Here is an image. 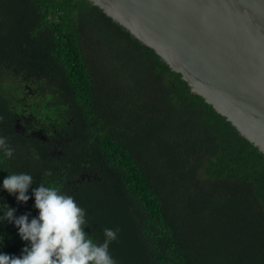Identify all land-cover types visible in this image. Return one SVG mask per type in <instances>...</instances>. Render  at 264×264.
I'll list each match as a JSON object with an SVG mask.
<instances>
[{
    "label": "trees",
    "instance_id": "16d2710c",
    "mask_svg": "<svg viewBox=\"0 0 264 264\" xmlns=\"http://www.w3.org/2000/svg\"><path fill=\"white\" fill-rule=\"evenodd\" d=\"M0 138V181L72 195L116 264H264V153L89 0H0Z\"/></svg>",
    "mask_w": 264,
    "mask_h": 264
},
{
    "label": "water",
    "instance_id": "95a60500",
    "mask_svg": "<svg viewBox=\"0 0 264 264\" xmlns=\"http://www.w3.org/2000/svg\"><path fill=\"white\" fill-rule=\"evenodd\" d=\"M264 153V0H89Z\"/></svg>",
    "mask_w": 264,
    "mask_h": 264
},
{
    "label": "clouds",
    "instance_id": "9594fccd",
    "mask_svg": "<svg viewBox=\"0 0 264 264\" xmlns=\"http://www.w3.org/2000/svg\"><path fill=\"white\" fill-rule=\"evenodd\" d=\"M0 151L8 158L13 155L4 138H0ZM32 184L33 177L23 172L7 174L0 181V192L6 191L17 204L34 198L38 212L31 220L27 212L16 216L17 209L0 196V224H12L23 243L19 256L0 251V264H116L109 246L117 239L118 229L105 228L103 240H96L84 231L89 227L86 212L72 195L57 187ZM3 246L0 236V248Z\"/></svg>",
    "mask_w": 264,
    "mask_h": 264
}]
</instances>
